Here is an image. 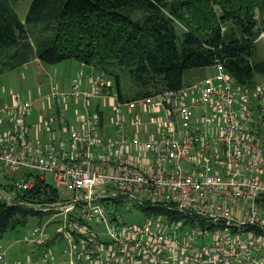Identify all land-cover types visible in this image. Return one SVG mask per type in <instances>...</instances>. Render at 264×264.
Segmentation results:
<instances>
[{
	"label": "built area",
	"instance_id": "obj_1",
	"mask_svg": "<svg viewBox=\"0 0 264 264\" xmlns=\"http://www.w3.org/2000/svg\"><path fill=\"white\" fill-rule=\"evenodd\" d=\"M211 67L196 82L134 98L102 72H77L69 91L50 86L43 98L53 102L42 107L53 112L31 124L33 101L9 91L0 205L57 217L65 246L56 261L37 225L21 238L34 250L8 264H264V80L245 89L218 61ZM69 103L74 124L61 111ZM38 185L54 199H23ZM127 214L142 220L125 223Z\"/></svg>",
	"mask_w": 264,
	"mask_h": 264
},
{
	"label": "trees",
	"instance_id": "obj_2",
	"mask_svg": "<svg viewBox=\"0 0 264 264\" xmlns=\"http://www.w3.org/2000/svg\"><path fill=\"white\" fill-rule=\"evenodd\" d=\"M18 1L26 0H0V70L71 59L113 77L118 89L124 74L136 87L131 98L178 89L189 71L217 61L245 89L264 80L256 76L264 75V57L255 46L264 40V0H29L28 29L13 10ZM55 196L38 185L22 197ZM34 216L40 219L32 209L0 205V234Z\"/></svg>",
	"mask_w": 264,
	"mask_h": 264
},
{
	"label": "rangeland",
	"instance_id": "obj_3",
	"mask_svg": "<svg viewBox=\"0 0 264 264\" xmlns=\"http://www.w3.org/2000/svg\"><path fill=\"white\" fill-rule=\"evenodd\" d=\"M29 0L26 1H18L14 5H12L15 14L20 22L25 24V27L28 29L30 25L24 23L25 13L28 9ZM256 53L258 58L264 57V40L262 35L257 39L256 42ZM39 64L38 66L36 64ZM89 69V67H88ZM88 69H84L79 62L75 60H63L53 64H47L42 62H37L35 60L29 61L28 63L22 65L21 67L14 68L12 70H0V102L7 100V93L9 91L13 93H17L21 98H34L32 111L29 117L26 118V122L28 124L33 123L35 121V117L39 110V103H41L44 107L48 102H53L52 100H46L43 96L47 95L50 90V86L54 85L56 88L62 90H70L71 84L70 81L72 77L79 72L80 70L85 71ZM90 72V71H89ZM197 72V73H195ZM213 74V69L211 66L205 67L198 71H189L186 74L185 85L196 82L206 76H210ZM257 78L263 79L264 75H256ZM115 84L114 78H111ZM119 91L123 98H128L134 94L136 91L135 85L130 82L124 74H121L118 78ZM4 90V92L2 91ZM40 94V96L38 95ZM70 99H59L57 98V102L65 103L71 101ZM69 112L73 111L74 108H68ZM109 110V109H108ZM62 115H68L62 110ZM46 111H43L40 117H44ZM64 122V120H62ZM70 124H74L75 120L72 116L69 119ZM47 182H49V178H45ZM49 214H42L41 217L39 215L38 219L36 216L29 217L26 220V223L23 226H19L15 229L8 230L2 234H0V252H3L7 256V264L16 259V261H21L22 258L26 256L27 253H30L34 249L29 246L21 243V238L23 234L29 232L31 228L37 225L44 224V233L48 238V243L46 246V250L48 248L51 249L53 255L55 256V260L59 261L62 257H60L59 252L65 246L64 239L57 234V217L49 219ZM123 220L125 223L132 222H140L142 220L139 215L136 214H127L123 216ZM56 242V243H55ZM45 248V247H44ZM42 249V248H41ZM40 249V250H41Z\"/></svg>",
	"mask_w": 264,
	"mask_h": 264
},
{
	"label": "crops",
	"instance_id": "obj_4",
	"mask_svg": "<svg viewBox=\"0 0 264 264\" xmlns=\"http://www.w3.org/2000/svg\"><path fill=\"white\" fill-rule=\"evenodd\" d=\"M35 61H36V60H35ZM37 62H38V61H37ZM36 65L38 66L39 64L37 63ZM80 65H81L84 69H88V67H89V66H87V65H83V64H81V63H80ZM91 70H92V69L89 67L88 70H85V71L80 70L79 72L87 73V72H89V71H91ZM85 85H86V84H85V82H84V86H85ZM62 91H65V90H63V88H62ZM66 91H68V90H66ZM2 103H3V102H2ZM73 106H74V105H73L72 103H69L68 108H73ZM39 110H40V108H39ZM43 111H46V112H45L46 115H45L44 117H47V116L51 115L52 112H53V111H51V110H47V109H46V110H43ZM43 111L40 110V113H38L37 115H41ZM54 112H56V113L58 114L57 109H55ZM64 112H65L66 114H67V112H68V115L66 116L65 123H66V124H70V123H69V119H70V117H71V113H72V111L69 112V110L67 109V110H65ZM37 115H36V116H37ZM51 125H52V127H53L54 129L58 130V129H59V125H60L59 120L55 119V120L51 123ZM102 130H103V132L105 133L104 136H107V135L110 133V125H108L107 123H103V125H102Z\"/></svg>",
	"mask_w": 264,
	"mask_h": 264
},
{
	"label": "bare ground",
	"instance_id": "obj_5",
	"mask_svg": "<svg viewBox=\"0 0 264 264\" xmlns=\"http://www.w3.org/2000/svg\"><path fill=\"white\" fill-rule=\"evenodd\" d=\"M63 259V257L60 259V261Z\"/></svg>",
	"mask_w": 264,
	"mask_h": 264
}]
</instances>
